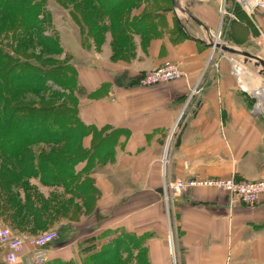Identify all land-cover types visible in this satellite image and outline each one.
<instances>
[{"label":"crops","instance_id":"obj_1","mask_svg":"<svg viewBox=\"0 0 264 264\" xmlns=\"http://www.w3.org/2000/svg\"><path fill=\"white\" fill-rule=\"evenodd\" d=\"M177 1L203 25L184 21L172 0H96L100 15L108 16L106 33L96 42L85 12L78 11L79 26H72L63 47L86 89L79 115L88 127L83 134L74 127L68 131L73 136L49 143L65 147L58 156L33 158L37 172L27 177L39 194L10 192V175L0 171V226L58 232L44 264H86L107 243L123 245L130 264L127 252L131 245L135 252L141 235H148V264H171L168 225L176 230L177 264H264V195L246 205L212 187L183 190L168 221L160 159L196 84L203 94L170 142V177L264 178V111H252L262 98L250 94L264 91V70L243 59L240 83L227 57L218 66L209 61L206 35L218 30L223 0ZM226 8L235 15L226 17L227 44L264 55V10L249 16L235 0H226ZM168 61L179 64L185 77L139 84L143 73ZM26 196L33 200L25 205ZM41 196L50 203L39 202ZM138 202L146 203L140 225ZM95 214L88 238L101 239L102 249L88 255L90 239L81 229Z\"/></svg>","mask_w":264,"mask_h":264},{"label":"trees","instance_id":"obj_2","mask_svg":"<svg viewBox=\"0 0 264 264\" xmlns=\"http://www.w3.org/2000/svg\"><path fill=\"white\" fill-rule=\"evenodd\" d=\"M56 1L70 9L74 16H78L77 19L80 17V8L76 2ZM45 5L46 0H0V9L4 8L7 16L14 15L18 27L30 32L29 38L37 39L43 49L61 54L64 49L59 38L44 33L43 23L50 18ZM84 19L87 20L86 17ZM82 89L76 66L70 61L43 63L22 51L10 52L0 48V154L16 157L34 144L59 142L73 136L68 131L74 127L83 134L88 124L79 115L81 98L84 95ZM43 90L50 91L52 98L40 103H23L17 98L20 93L44 92ZM35 156L38 157L35 154L27 161L23 160V169L27 173L25 175L30 176L32 172H37L33 170ZM26 199L29 197L26 196ZM109 244L111 243L105 244L96 256L105 254L106 264L117 261V255L121 254L117 253L116 247L110 248ZM119 247L122 249L123 245Z\"/></svg>","mask_w":264,"mask_h":264},{"label":"rangeland","instance_id":"obj_3","mask_svg":"<svg viewBox=\"0 0 264 264\" xmlns=\"http://www.w3.org/2000/svg\"><path fill=\"white\" fill-rule=\"evenodd\" d=\"M73 1L76 2V4H78V7L80 9L82 8L83 11L85 12V17L87 18L89 24L93 28L92 32L94 33V38H95L96 42H98L99 37L101 38L106 33L105 30L107 28L106 25L108 23L106 20V19H108V16L105 17V15H100L101 14L100 9L102 8V6H100L96 2V0H73ZM180 5H181V3H180ZM181 7H183V6L181 5ZM45 8L47 9V11H49L50 18L48 21L46 20L43 23V28L45 31L44 33L46 35H49V36L58 37L60 42H61V45L63 47V46H65L64 43H65L66 35L71 32L72 26H74V27L79 26L78 23H77L78 25L77 24L75 25V22H74L75 19L77 21L79 18L77 19L78 16L76 18L73 17L71 12H68L66 10L67 8H65L62 4H60L56 0H46ZM3 9H0V48H4L6 51H10V52L16 51V50L22 51L27 56L38 58V60L40 62H43V63H48V62H52L55 60L70 61L64 47H63L64 50L61 54H56V53L51 52L49 50L43 49L42 46L38 43L37 39L32 40V38H29L30 32H28L27 30L24 31L23 28L18 27L17 18L14 15L7 16L6 12ZM185 10L190 15L194 16L188 9H185ZM187 20L191 21L190 18H185L184 21H187ZM17 33H21V34L17 35ZM32 35H34V34H32ZM100 46L101 45H99L97 48L99 49ZM231 46H233V45H231ZM233 47L238 48V49H242L241 47H238V46H233ZM242 50H244V49H242ZM224 53H225V55H230V53H228L226 51ZM259 56L264 58V55H259ZM76 69L78 71L77 67H76ZM82 90L84 91V94H86V89L83 88ZM43 91L44 92L40 91V92L20 93V94H17V98H18V100L22 101L23 103H28V102H39L40 103V101L52 98V96H51L52 93L50 91H48V90L47 91L43 90ZM55 99L57 100L58 98L55 97ZM64 150H65V147L58 145V144L37 143V144H34L32 146H29L28 148H25L23 150V152H21V154L17 155L16 157H13V156L8 157L5 154L4 155L0 154V166H2L0 168V171H2L3 174H5V175L6 174L10 175V176H6V177H10V178H6L7 180L11 179V183L9 184V186H10L9 191L10 192L15 191L14 193H18V195L20 196V194L24 191V189H25L24 193L26 194V191L28 188L33 193L35 192V194H37V193L39 194L40 192H38V191H36V189L32 188V186L34 185V182H32V180H30V178L27 177L29 175H26L25 179L22 175L21 168H22V166H24L23 160L25 159L27 161L32 155H35V154L40 155L42 157H46V158L51 157V156H58V154ZM25 174H27V173H25ZM168 177H170V174L168 173V169H167V178ZM194 178H177V180H181L183 182L184 181L188 182L189 180H192ZM12 179L14 180V182L12 181ZM170 179L176 180L172 177H170ZM163 181H164V176H163ZM161 186L163 188V182L161 183ZM12 188H13V191H12ZM193 188H195V187H193ZM188 189H192V188L190 187V188H187L186 190H188ZM9 191H7V192H9ZM181 192H183V191H181ZM20 200H21V197H20ZM32 200L33 199H31V198L30 199L25 198L24 202L25 203H31ZM37 200L39 202H41V203L43 202L45 204L50 203L49 198H43L42 196L38 197ZM145 204L146 203L140 204V202H138V211H137L138 225H140L139 224L140 222L144 221L143 220L144 218L143 217H142L143 219L140 218L141 217L140 215H141V212L145 208ZM164 204L166 207L165 210L167 211V215H168L167 217H168V221H169V219L171 217V209H172L171 207L173 206V204L170 202V205H169L170 211H168V205H167L166 201H164ZM95 217H96V214L94 215V217L91 216V219L88 220V222H86L85 224H83L84 226L81 229V235L83 237H85V239H87L91 233L95 232V231H92V229H91L92 225L96 226V224H95L96 218ZM172 223H173V220H172ZM173 225H174V223H173ZM168 227H169L168 228L169 236L172 235V237H173L172 241L174 242V245H175L176 230H175L174 226H173L174 230L169 225H168ZM11 231L14 234L24 233L25 235H27L29 237H37L46 231H50V229H48V230H23V231L11 230ZM138 231H141V230H138ZM88 239H90V238H88ZM101 243H102L101 239L100 240H91L90 239L86 244V247L88 249L85 253L88 255H90V254L93 255V254L97 253V251L102 249ZM171 244L172 243H170V245H169L170 257H171V261H172L171 264H175L174 260H173ZM48 246L45 249H48ZM119 246L114 245V243L109 244L110 248L116 247L117 253H121L122 249ZM175 250H176V255H177V246L176 245H175ZM134 253H136L135 255L137 256L136 264H148V235H141V236L136 237L135 252H133V245H131L130 251L127 252V254H131V264H133L132 263V257H133L132 255ZM117 257L119 259L115 262L113 261L110 264H113V263L114 264H129V260L127 258H124L125 255H123V253L117 255ZM126 257H128V256L126 255ZM93 258L91 257V259L86 264H97V263H99L98 261H101V260H102V262H100L99 264H106V263H104L105 256L97 257L96 260H93ZM3 260H4L3 254L0 250V264H4Z\"/></svg>","mask_w":264,"mask_h":264},{"label":"built area","instance_id":"obj_4","mask_svg":"<svg viewBox=\"0 0 264 264\" xmlns=\"http://www.w3.org/2000/svg\"><path fill=\"white\" fill-rule=\"evenodd\" d=\"M238 6L249 16L254 15L258 10H264V0H235ZM226 17L235 18V15L226 8V0L222 1L220 7V21L216 32L209 33L215 42L227 44L225 40ZM209 34L206 35V41H209ZM264 37V33L261 32ZM211 54L209 61L218 66L220 57H227L232 65V72L241 83L242 73L244 71V60L242 57L231 54L225 55V51L215 45L210 46ZM224 51V52H223ZM181 66L175 62L168 61L153 70L143 73L139 77V84L143 86H153L167 83L185 77ZM244 90H247L242 86ZM204 87L196 84L190 88L186 103L184 104L175 124L170 133L167 144L165 145L160 163L163 167V200L168 205L170 211V202L173 204L174 196L187 188L193 187H212L228 192L234 201L246 205H253L260 201L264 195V178L257 180H240L235 176L218 178H194L188 182L181 180H171L167 178V169L170 164V142L176 135L184 119L192 114L203 94ZM251 95L262 101H257L252 107L253 112L264 111V91L256 89L250 92ZM191 109V110H189ZM58 232L55 230L46 231L37 237H29L24 233L14 234L5 226H0V250L3 253L4 264H44L47 261L46 247L57 240ZM173 237L170 236L172 255L174 263H177L176 252L174 248Z\"/></svg>","mask_w":264,"mask_h":264},{"label":"water","instance_id":"obj_5","mask_svg":"<svg viewBox=\"0 0 264 264\" xmlns=\"http://www.w3.org/2000/svg\"><path fill=\"white\" fill-rule=\"evenodd\" d=\"M172 1H173V5H174V10L178 16L190 18L193 21L199 23L200 25H203V23L197 17L190 15L184 8H182L180 3L177 0H172ZM206 43L209 46L215 45L216 47H219L228 53L240 56L246 61L254 62L257 65L261 66L262 69L264 70V58H262V57L254 55V54L249 53L247 51H244L242 49L235 48L229 44L215 42V40L210 35H209V41H207Z\"/></svg>","mask_w":264,"mask_h":264}]
</instances>
